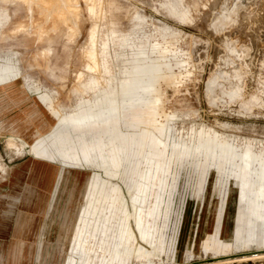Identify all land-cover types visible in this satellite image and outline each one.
I'll return each mask as SVG.
<instances>
[{"label": "rangeland", "instance_id": "374dc122", "mask_svg": "<svg viewBox=\"0 0 264 264\" xmlns=\"http://www.w3.org/2000/svg\"><path fill=\"white\" fill-rule=\"evenodd\" d=\"M49 2L0 0V59H14L20 70L19 84L51 95L63 115L93 106L113 88L119 89L127 76L123 72L127 60L140 48L150 57H163L175 75L161 84L165 99L162 111L149 108L144 101L135 102L128 111L136 118L120 119L116 132H89L84 142L72 133L71 142H53L61 162L53 160L40 168L25 141L8 133L0 135L1 187L10 190L3 198V207L6 202L13 203L16 215L26 214L27 226L35 223L34 232L43 218L42 211L48 208L57 213L48 236L42 237L41 232L28 246L31 261L50 264V253H62L65 243L59 241L63 236L60 222L67 211V222L70 218L76 221L75 215L81 214L76 223L78 235L85 238L72 251L78 253L82 243L83 253H89L87 262L99 263L106 252L104 245L109 243L106 240L115 237L117 226L126 234L128 210L136 214L138 209L141 224L153 230L154 237L153 244L143 239L132 218L136 244L147 254L156 248L155 264L194 263L203 257L201 250L193 257L179 256L181 243L193 238L185 232L186 212L193 202L207 196L212 216L223 196L214 186V176L208 183L207 174H200L191 157L183 156L177 162L174 146L179 140L206 132L240 148L253 146L264 152V0L240 8L235 19L220 30L214 26L215 17L223 13L226 0H54L46 7ZM60 9L62 18L57 15ZM94 25L98 28L95 44L90 35ZM245 49H249L247 54ZM90 62L95 64L93 68ZM110 77L114 78L108 83ZM211 87L219 91L209 95ZM254 97L259 106L245 113L235 110L237 104L249 103ZM142 130L155 136L157 145L162 146L159 154L139 143V137L145 135ZM19 172L23 173L19 176ZM14 179L17 184L13 188ZM243 195L241 188L237 204L242 216ZM228 205L234 206V197ZM223 215L227 218L229 212L225 210ZM14 225L11 221L4 234L8 238H12ZM107 226L113 229L107 232ZM206 236L214 234L209 231ZM24 248L27 252V246ZM210 260L264 264V252L210 258L203 263Z\"/></svg>", "mask_w": 264, "mask_h": 264}, {"label": "bare ground", "instance_id": "6f19581e", "mask_svg": "<svg viewBox=\"0 0 264 264\" xmlns=\"http://www.w3.org/2000/svg\"><path fill=\"white\" fill-rule=\"evenodd\" d=\"M49 1V5L44 6L51 7L54 4V0ZM253 1L232 0L229 4L230 1L226 0L223 5V13L215 17L214 26L219 30L223 29L224 25L230 23L234 18V15L235 17L237 16L236 14L240 8L249 7ZM74 7L72 6V8ZM57 15L62 18L64 16L63 11L60 9ZM90 35L92 43L95 44L98 35L96 25L91 28ZM197 47L200 46L198 45ZM196 50L199 49L196 48ZM243 52L247 54L249 49H245ZM96 54L95 51L92 55L93 58ZM255 54L257 55V53ZM133 55V59H128L125 64L123 72L127 76L121 81L119 89L113 88L112 93L107 92L106 96L93 106L80 108L74 113L64 115L55 107L51 95L38 88H32L23 83L19 84L20 70L14 66V59L13 61L9 57L2 59V61L0 59L3 62V69L0 73V135L8 133L25 141L29 146V150L37 156L39 167L43 168L50 161H62V157L52 145L53 142H71L70 135L72 133L84 142L85 135L89 132H94L95 134L107 131L116 132L120 119L125 120L127 117L129 119L136 118L133 112L128 111L134 108L135 102L144 101L149 108H156L159 112L162 111L165 99L161 84L172 80L175 75L173 66L167 63L163 57H150L144 48H140ZM243 55L239 57L242 58ZM94 65V63L90 62V68H93ZM113 78L110 77L108 83H111ZM224 85L225 83H223ZM218 91L211 87L208 89V94H215ZM258 100V98L254 97L249 100V103L240 102L235 110L242 113L251 111L254 107L259 106ZM142 134L145 135L139 137V143L147 144L151 151L159 154L162 146L157 145L155 136L145 133L144 130H142ZM174 150L177 162L180 159L182 160L183 156L191 157V160L196 162L200 174H207L208 183H211V177L214 176V186L221 191L223 196V198L221 197L218 200L212 216L209 214L212 202L206 198L207 196L200 197L199 200L193 202L191 208L186 212L188 213V222L184 223L185 232H187L188 237L193 234V238L191 242L181 243L179 256L187 255L188 257H193L196 255V250H201L203 257L195 260L194 263L187 261L183 264H205L203 261L210 258L220 260L263 253L264 152L256 151L253 146L240 148L232 142L206 132H201L198 136L191 135L187 141H177ZM22 173L19 172L18 175L20 176ZM227 176L230 177V180L227 179ZM2 181H0V264H36V261H31V251L28 246L35 242L36 237L41 232L40 235L42 237L48 236V230H51L52 219L54 220L56 212L54 210L50 212L48 208L47 211H42L43 218L37 222L38 228L34 232L35 226L33 225L35 223L27 226L25 224L27 218L24 219L26 214L16 215L13 210V203L6 202V208L3 207V198L9 194L10 190L8 191L5 190L7 188L1 187ZM16 184L14 179L11 185L14 188ZM227 185H230V188L224 189ZM241 188L244 194L243 197H245L243 205L244 216L238 211L239 206L237 204ZM128 192L131 198L132 190L128 189ZM232 197H234L233 207L228 205V201ZM131 200L137 209V205L132 198ZM124 202L123 209L125 207L128 208L125 196ZM225 210L229 212L227 218L223 215ZM128 211L127 218L129 223L127 229H125L126 234L121 232L118 226L116 227L115 237L106 240V242L109 241L107 245H104L105 248L103 247L106 252L102 260L99 263L96 262L97 264H155L156 248L154 247L147 254L143 247L137 246V237L131 226V219L135 220L137 230L142 238L151 244H153L154 231L149 229L148 226L141 224L138 209L136 214L130 210ZM68 214L66 211L61 216L63 220L60 222L63 231L64 226L67 224L65 233L62 231L63 236L59 239L60 243L62 241V245L65 243L62 247L63 255L58 251L52 255L50 253L48 255L50 264H90V262H87L89 253L88 256L86 255L87 253H83L82 243L78 253L72 251L79 240L81 242L85 241L84 237L80 238V235H78L76 223L81 214H78L77 217L75 215L76 221L70 218L67 222ZM225 219H227L226 229L222 230L221 225ZM11 221L15 222L14 231L12 238H8L4 234H6ZM88 225L89 222H87L86 228L89 227ZM96 229L98 232L101 231V221L97 224ZM110 229L113 228L107 226V232ZM209 231L214 234L213 237L206 236ZM107 235L109 236L110 234ZM255 237L257 238L255 239ZM52 238L51 240H53ZM204 239L205 243L202 246L201 241ZM42 241L43 239H40V242ZM101 243H105V241ZM186 245L189 246V251L186 250ZM26 246L27 252L26 248H24ZM250 246H256L257 250H246ZM67 247L70 248L68 249ZM209 253L213 256L209 257Z\"/></svg>", "mask_w": 264, "mask_h": 264}, {"label": "built area", "instance_id": "2783aa9c", "mask_svg": "<svg viewBox=\"0 0 264 264\" xmlns=\"http://www.w3.org/2000/svg\"><path fill=\"white\" fill-rule=\"evenodd\" d=\"M205 264H221V262L210 260L209 262Z\"/></svg>", "mask_w": 264, "mask_h": 264}, {"label": "flooded vegetation", "instance_id": "af4514ba", "mask_svg": "<svg viewBox=\"0 0 264 264\" xmlns=\"http://www.w3.org/2000/svg\"><path fill=\"white\" fill-rule=\"evenodd\" d=\"M1 61H2V60H1ZM1 61H0V73H1V70L3 69V67H2V66H3V62H1ZM14 66L18 69V67H17L16 64H14Z\"/></svg>", "mask_w": 264, "mask_h": 264}]
</instances>
